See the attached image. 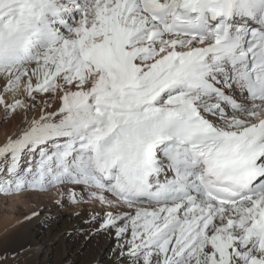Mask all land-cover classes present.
I'll return each mask as SVG.
<instances>
[{
    "label": "snow or ice",
    "instance_id": "snow-or-ice-1",
    "mask_svg": "<svg viewBox=\"0 0 264 264\" xmlns=\"http://www.w3.org/2000/svg\"><path fill=\"white\" fill-rule=\"evenodd\" d=\"M0 108V196L103 207L111 264H264V0H0Z\"/></svg>",
    "mask_w": 264,
    "mask_h": 264
},
{
    "label": "bare ground",
    "instance_id": "bare-ground-1",
    "mask_svg": "<svg viewBox=\"0 0 264 264\" xmlns=\"http://www.w3.org/2000/svg\"><path fill=\"white\" fill-rule=\"evenodd\" d=\"M19 121V116L9 118L0 108V141L15 131ZM76 191L80 192L78 186ZM67 196L66 190L61 195L55 188L49 192L0 196V205L9 210L0 215V252L19 253L18 259L9 260L8 264H111L114 257L108 259L107 255L115 246L114 235L93 233L106 209L87 202L86 197L74 206L75 210H66L67 213L56 210L50 213L36 206L39 199L55 203ZM33 213L37 214L33 216ZM92 213L97 214L95 221L90 218Z\"/></svg>",
    "mask_w": 264,
    "mask_h": 264
},
{
    "label": "rangeland",
    "instance_id": "rangeland-1",
    "mask_svg": "<svg viewBox=\"0 0 264 264\" xmlns=\"http://www.w3.org/2000/svg\"><path fill=\"white\" fill-rule=\"evenodd\" d=\"M66 201L65 200H55L54 202L55 203H52L51 201H49L48 199H39L40 201L38 203H36V206L37 207H40V210L42 211H48L50 213H52L53 210H56L58 212H61V213H67L66 210H75L74 209V206L77 205V203H73L69 200V197H65ZM57 201H60V203H57ZM35 206V207H36ZM2 208V209H1ZM8 209L7 207H3L0 205V215L2 214H6V212H8L9 210H6ZM5 211V212H4ZM22 213H24V210L22 211ZM37 214V213H36ZM73 237H71L70 239H72ZM85 249V248H84ZM83 249V250H84ZM109 254L107 255V257H109L108 259L112 258V253L108 252ZM81 255L80 258H82V254L83 253H80ZM81 263V262H79Z\"/></svg>",
    "mask_w": 264,
    "mask_h": 264
}]
</instances>
